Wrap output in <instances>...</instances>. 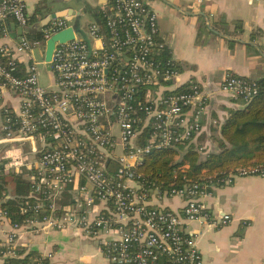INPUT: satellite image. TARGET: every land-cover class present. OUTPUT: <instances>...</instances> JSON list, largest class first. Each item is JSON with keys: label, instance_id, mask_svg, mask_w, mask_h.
<instances>
[{"label": "built area", "instance_id": "obj_1", "mask_svg": "<svg viewBox=\"0 0 264 264\" xmlns=\"http://www.w3.org/2000/svg\"><path fill=\"white\" fill-rule=\"evenodd\" d=\"M111 3V11L103 7L102 23L92 19L86 31L80 22L82 31L74 39L57 41L47 87L40 84L33 49L43 48L45 54L47 40L71 26L72 17H53L41 27L40 39H30L25 32L14 45H0V106L5 89L21 101L14 117L5 115V136L0 142H32L37 155L28 176L32 192L50 198L48 204L40 200L23 207L24 211L31 208L35 216L11 223L9 230L0 227V234H5L0 239L5 247L2 255L20 256L18 238L24 230L68 228L100 238L107 264H204L189 225L213 219L204 200L210 185L188 181L163 191L144 180L136 167L153 146L192 142L203 129L209 95L196 82L187 90L162 94V80L175 82L179 70L160 67L154 57L157 46H162L157 42V14L146 0ZM9 18L24 30L29 27L26 0H0L2 37L9 35ZM22 60L28 62L20 75L17 62ZM142 86L149 88L144 102L138 101ZM219 91L248 100L259 88L254 79L227 74ZM147 126L153 129L150 143L140 146L137 139ZM14 161L18 166L21 158ZM112 161L118 165L116 170L110 169ZM252 175L264 176V164L236 168L220 185ZM81 177L86 183H77ZM74 185L78 198L63 203V192ZM155 196H179L184 205L181 210L157 206L150 202ZM0 219L9 220L5 211ZM229 220L224 214L213 223Z\"/></svg>", "mask_w": 264, "mask_h": 264}, {"label": "crops", "instance_id": "obj_2", "mask_svg": "<svg viewBox=\"0 0 264 264\" xmlns=\"http://www.w3.org/2000/svg\"><path fill=\"white\" fill-rule=\"evenodd\" d=\"M111 0H26L29 28L44 21L51 13L72 17L77 10L80 22L84 16L92 21L94 12ZM158 16L160 43L170 50L171 57L179 63L175 82L161 89L178 88L189 83H199L208 93L207 107L202 115L203 129L193 142L200 148L215 150L221 124L230 110L240 104L227 93L219 91L225 75L237 74L254 80L264 76V0H146ZM62 17V16H61ZM75 20V19H74ZM236 21L242 23V30ZM9 35L0 36V45L15 44L22 34L20 26L7 21ZM240 23V24H241ZM44 57V54H43ZM26 59V58H25ZM27 60H22L24 68ZM46 64V63H45ZM50 83L52 73L46 64ZM160 92V94H161ZM20 98L11 90L3 91L0 106V140L4 139L5 114L8 109L15 114L20 108ZM0 153L6 169L26 170V178L35 169L37 155L32 152V142H7ZM14 158H21L15 166ZM78 184L86 183L82 177ZM76 185V184H75ZM65 191L62 202H75L76 189ZM210 194L204 198L213 219L208 222L192 221L191 234L202 253L204 264H264V176L252 175L236 178L224 185L212 184ZM151 204L181 210L184 201L179 196H155ZM228 214L226 224L213 223L215 218ZM9 230L10 220L0 224ZM3 241L4 236L0 234ZM100 238L88 236L80 230L52 229L35 232L24 230L18 238L22 256L34 253L30 262L42 256L46 264H107ZM21 256V255H20ZM0 255V264H5Z\"/></svg>", "mask_w": 264, "mask_h": 264}, {"label": "trees", "instance_id": "obj_3", "mask_svg": "<svg viewBox=\"0 0 264 264\" xmlns=\"http://www.w3.org/2000/svg\"><path fill=\"white\" fill-rule=\"evenodd\" d=\"M105 9L111 11L112 3L107 4ZM102 15L103 8H100L94 12L93 18L102 23ZM10 19L12 18H9L8 21ZM29 22L32 25L35 21L31 19ZM236 23L237 28L242 30V23L240 21H236ZM29 27L26 29L28 38L33 40L42 38V26ZM157 38V42L160 43L159 36ZM154 57L160 63V67L179 70L180 65L171 57L167 46H157ZM17 66L18 74H23L24 63L17 62ZM254 81L259 88L257 94L248 100L242 96L232 97L240 106L232 108L227 119L221 124L219 137L214 140L215 150L200 149V146L193 141L176 142V146L172 147L153 146L149 152L142 156L140 164L136 167V172L141 174L144 180L154 182L161 190L165 191L179 188L188 181L208 183L210 186L212 184L220 185L222 178L236 168L264 164V76ZM162 83L170 85L172 82L162 80ZM191 84L167 89L164 91V95H171L177 90H187ZM151 88L157 89L156 86ZM148 89V86H142L138 101L146 100ZM2 111L5 115L14 117V112L6 113L4 109ZM152 130L151 126L143 129L137 139L140 146L150 143ZM117 168V163L112 161L110 169L116 170ZM26 173V170L6 169L4 162L0 160V212L5 211L6 217L11 223H22L27 218L35 216L31 208L24 211V206L27 207L40 200L44 204L50 202V198L38 197L32 192V183L30 179L26 178ZM2 222L4 221L0 219V224ZM4 250L5 247L0 245V255ZM19 253L21 256L5 257L6 263L37 264L39 260H44L42 256H39L35 262H30L31 257H36V254L30 253L22 256L20 250Z\"/></svg>", "mask_w": 264, "mask_h": 264}, {"label": "water", "instance_id": "obj_4", "mask_svg": "<svg viewBox=\"0 0 264 264\" xmlns=\"http://www.w3.org/2000/svg\"><path fill=\"white\" fill-rule=\"evenodd\" d=\"M74 14L72 15V18L75 19L74 23L71 26H68L67 28L53 34L46 42L45 46V54L44 58L46 61V64L50 67V61L52 60L53 51L56 47L57 41L60 43H65L67 41H70L75 38L76 32H81L82 30L79 27L80 23V16L77 13V10H72ZM62 15H57L56 13H51L44 21H42L39 25L44 26L46 25L53 17H61ZM24 32L23 27H19L18 34H22ZM54 87L50 88L52 90ZM56 89V88H54Z\"/></svg>", "mask_w": 264, "mask_h": 264}, {"label": "rangeland", "instance_id": "obj_5", "mask_svg": "<svg viewBox=\"0 0 264 264\" xmlns=\"http://www.w3.org/2000/svg\"><path fill=\"white\" fill-rule=\"evenodd\" d=\"M81 26L84 28L86 31L88 30V23L91 21L88 16H84L81 20ZM34 57L38 63V70H39V79H40V84L44 87H47L50 84V75L47 69L46 64L44 63L43 59V48L36 47L33 49ZM115 131H118V127L116 125L114 126ZM22 143V142H19ZM8 143L0 144V153H2V150L4 149L5 146ZM30 143L27 141L26 146L29 147ZM3 236L5 237L4 232L2 233Z\"/></svg>", "mask_w": 264, "mask_h": 264}]
</instances>
